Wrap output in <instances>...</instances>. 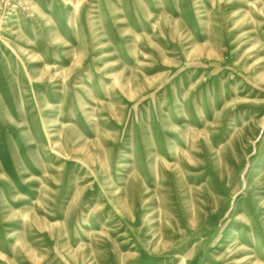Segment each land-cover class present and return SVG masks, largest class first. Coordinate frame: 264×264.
Listing matches in <instances>:
<instances>
[{
    "label": "rangeland",
    "instance_id": "1",
    "mask_svg": "<svg viewBox=\"0 0 264 264\" xmlns=\"http://www.w3.org/2000/svg\"><path fill=\"white\" fill-rule=\"evenodd\" d=\"M0 264H264V0H0Z\"/></svg>",
    "mask_w": 264,
    "mask_h": 264
}]
</instances>
